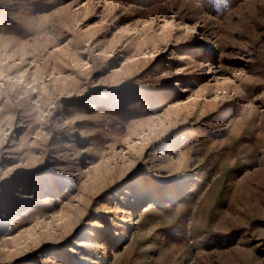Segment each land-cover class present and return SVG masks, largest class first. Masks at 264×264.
Listing matches in <instances>:
<instances>
[{"label": "rangeland", "instance_id": "obj_1", "mask_svg": "<svg viewBox=\"0 0 264 264\" xmlns=\"http://www.w3.org/2000/svg\"><path fill=\"white\" fill-rule=\"evenodd\" d=\"M0 264H264V0H0Z\"/></svg>", "mask_w": 264, "mask_h": 264}]
</instances>
